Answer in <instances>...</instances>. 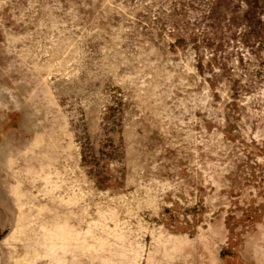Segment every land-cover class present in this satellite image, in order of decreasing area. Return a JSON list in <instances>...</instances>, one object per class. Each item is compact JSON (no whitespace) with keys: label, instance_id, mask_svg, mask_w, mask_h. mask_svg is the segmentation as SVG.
<instances>
[{"label":"rangeland","instance_id":"rangeland-1","mask_svg":"<svg viewBox=\"0 0 264 264\" xmlns=\"http://www.w3.org/2000/svg\"><path fill=\"white\" fill-rule=\"evenodd\" d=\"M0 264H264V0H0Z\"/></svg>","mask_w":264,"mask_h":264}]
</instances>
